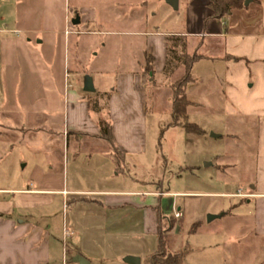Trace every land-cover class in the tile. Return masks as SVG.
<instances>
[{"label":"crops","instance_id":"1","mask_svg":"<svg viewBox=\"0 0 264 264\" xmlns=\"http://www.w3.org/2000/svg\"><path fill=\"white\" fill-rule=\"evenodd\" d=\"M85 3L14 0L13 16L0 25V102L7 106L1 113L16 117L19 97L18 103L30 106L24 118L31 123L38 118L50 127L59 117L62 132L57 167L61 188L31 184L12 190L10 201H0V264H99L102 251L128 234L130 222L143 232H157L160 208L155 192L130 190L119 179L120 170L125 162L145 155L148 116L171 112V86L185 68L180 64L164 75L168 34L147 31L146 0ZM81 9L92 11L94 19L89 22L99 28H81ZM210 15L209 0H190L183 31L171 36L178 39V54L197 56L186 95L191 87L202 86L204 95L222 97L224 114L237 117L239 129L241 123L253 129L254 186L252 192L238 196L246 195L248 203H253L254 227L264 233V0H250L220 19ZM120 24L127 28L116 32L113 27ZM104 36L112 38L122 57L114 66L91 73L86 51L90 45L98 52V47L104 49V39H97ZM148 55L153 62L147 73ZM81 71L91 78L93 92L83 91ZM30 96L33 99L26 100ZM56 97L62 100L61 112L53 105ZM38 102L44 103L43 113ZM103 118L110 124L111 142L100 134L97 123ZM49 134L52 137L45 138V144L51 150L56 132L49 129ZM152 154L157 155L156 148ZM53 169L48 166L46 170ZM52 194L60 196L66 212L63 226L73 232L66 239L65 254L61 236L51 234L48 221Z\"/></svg>","mask_w":264,"mask_h":264},{"label":"rangeland","instance_id":"2","mask_svg":"<svg viewBox=\"0 0 264 264\" xmlns=\"http://www.w3.org/2000/svg\"><path fill=\"white\" fill-rule=\"evenodd\" d=\"M188 2L190 0H179L178 8L174 10L165 0H146L144 18L147 31L158 30L168 34L164 41L171 51L174 41L171 35L183 31ZM14 10V0H0V25L13 16ZM81 15L83 30L99 28L89 22L94 19L92 11L81 9ZM125 27V24H120L113 28L119 30L116 32H123L121 30ZM97 39H104L106 47H98V52L95 47L88 46L86 55L91 73L96 68L114 66L122 57L118 46L112 45V38L104 36ZM94 54L98 55L93 57ZM117 66L121 70L120 63ZM84 75L82 71L78 74L80 78H85ZM97 75L95 84L100 76ZM200 83L202 85L203 82ZM188 92L187 100L196 104H189L186 108L185 120L197 125L201 133H188L180 124H174L171 112L151 113L147 121L145 155L138 161L125 162L120 170L119 179L127 183L130 190L155 192L163 215L160 228L165 230L161 240L156 233L143 232L141 227L134 228L130 222L127 224L130 228L128 234L109 250L102 251L103 261L99 264H126L125 256L122 257L126 253L138 258L139 264H151L160 244L163 254L177 255L180 264H264V233L257 232L254 227L253 203L238 196L239 193L252 192L251 187L254 186L253 129L247 123H241L239 129V119L224 114L222 97L204 95L202 86L191 87ZM16 98L14 109L19 117L1 113L7 106L0 102V201H10L12 190L26 189L31 184L61 188L57 168L62 153L61 139L58 140L62 137L60 118L55 117L50 127H44L43 120L38 118L31 123L26 119L28 117L22 116L30 106L18 103L19 97ZM208 98L211 102L207 101ZM52 102L55 110L61 112L62 100L56 97ZM37 104L43 113L44 103ZM49 129L56 132L54 138L57 140L51 150L45 144V138L52 137ZM212 134L217 137H212ZM155 148L157 155L153 156ZM135 163L136 168L133 167ZM48 166L54 169L46 170ZM50 198L53 204L47 215L52 226L51 234L56 237L59 234L62 240V218L66 212L60 196L52 194ZM177 209L180 217L173 220L169 230V222ZM208 215L220 217L207 222Z\"/></svg>","mask_w":264,"mask_h":264},{"label":"trees","instance_id":"3","mask_svg":"<svg viewBox=\"0 0 264 264\" xmlns=\"http://www.w3.org/2000/svg\"><path fill=\"white\" fill-rule=\"evenodd\" d=\"M244 0H209V8L211 10V18H222L225 16L228 12L242 9L244 7ZM173 50L171 51L169 47L167 46V60L166 65L164 68V75L169 76V74L180 64L184 65L185 73L184 75L171 86L172 90V118L174 124H180L188 133H196L200 134L201 129L192 123H187L185 120V113L186 108L189 106L190 102L187 100L185 95V88L186 86L192 82V77L190 75L191 66L193 63L197 60L196 55L189 56L184 51H181L180 54L176 51V42L177 38L173 39ZM152 62L153 58L152 56L148 55L146 58V72H151L152 69ZM91 104V102H89ZM182 120V122H179ZM184 120V121H183ZM98 128L100 131L101 136L111 142V127L107 119H99L98 121ZM245 198V197H243ZM157 215V232L156 235L159 236V239L161 240L162 234H164L165 230H162L160 228L161 220L163 219V215L159 209L156 211ZM223 215V214H222ZM174 219H177L173 217V219L170 220V228L174 224ZM195 227V226H194ZM169 230L167 232H169ZM151 264H180L177 255L171 254L168 256H165L163 254L162 245L160 244L159 250L155 255L151 258Z\"/></svg>","mask_w":264,"mask_h":264},{"label":"water","instance_id":"4","mask_svg":"<svg viewBox=\"0 0 264 264\" xmlns=\"http://www.w3.org/2000/svg\"><path fill=\"white\" fill-rule=\"evenodd\" d=\"M165 1L174 10H176L178 8V0H165ZM249 2H250V0H245L243 5L244 6H247ZM77 22L78 21H76V23ZM83 91L86 92V93H90V92H93L94 91L91 78L88 77V76H86L84 78V81H83ZM212 137L216 138L217 136L212 134ZM219 217H220V215L219 216L218 215L217 216L208 215L207 216V222H211L212 220H214L216 218H219ZM124 262L126 264H139V259L136 258V257L127 256V257L124 258Z\"/></svg>","mask_w":264,"mask_h":264},{"label":"built area","instance_id":"5","mask_svg":"<svg viewBox=\"0 0 264 264\" xmlns=\"http://www.w3.org/2000/svg\"><path fill=\"white\" fill-rule=\"evenodd\" d=\"M174 217L179 218L180 213L175 212ZM72 234H73V232L64 225L63 231H62V246H63V253L64 254L66 253V239L69 238ZM63 257H64V255H63ZM63 264H64V262H63Z\"/></svg>","mask_w":264,"mask_h":264}]
</instances>
